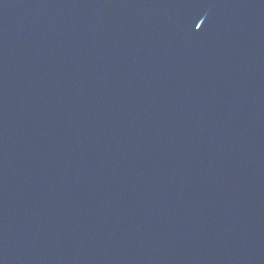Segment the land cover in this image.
<instances>
[{"label":"water","instance_id":"obj_1","mask_svg":"<svg viewBox=\"0 0 264 264\" xmlns=\"http://www.w3.org/2000/svg\"><path fill=\"white\" fill-rule=\"evenodd\" d=\"M0 264H264V0H0Z\"/></svg>","mask_w":264,"mask_h":264},{"label":"snow or ice","instance_id":"obj_2","mask_svg":"<svg viewBox=\"0 0 264 264\" xmlns=\"http://www.w3.org/2000/svg\"><path fill=\"white\" fill-rule=\"evenodd\" d=\"M198 26H199V28H200L201 25H200V24H197L196 27H198Z\"/></svg>","mask_w":264,"mask_h":264}]
</instances>
